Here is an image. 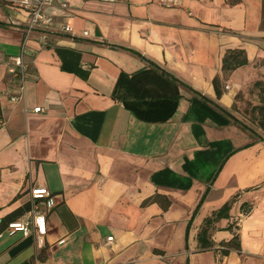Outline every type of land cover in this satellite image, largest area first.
I'll use <instances>...</instances> for the list:
<instances>
[{
    "label": "crops",
    "instance_id": "0c3cea01",
    "mask_svg": "<svg viewBox=\"0 0 264 264\" xmlns=\"http://www.w3.org/2000/svg\"><path fill=\"white\" fill-rule=\"evenodd\" d=\"M263 9L53 0L43 46L41 29L26 38L29 14L0 1V264H264ZM240 50L248 63L225 70ZM23 51L13 102L8 62ZM37 188L54 201H38L41 246L7 225Z\"/></svg>",
    "mask_w": 264,
    "mask_h": 264
},
{
    "label": "built area",
    "instance_id": "2783aa9c",
    "mask_svg": "<svg viewBox=\"0 0 264 264\" xmlns=\"http://www.w3.org/2000/svg\"><path fill=\"white\" fill-rule=\"evenodd\" d=\"M1 2L10 6L16 7L21 10H25L30 17V25L27 30V37L34 32L36 29H41L42 34L40 35V42L43 46L48 45V34L49 30L55 23V17L49 15L46 11L53 5V0H0ZM103 1H116V0H103ZM63 8H67V4L62 5ZM64 32L72 33V28L69 25L63 27ZM85 32L84 35H87ZM25 52L21 55L12 56L8 62L9 73L12 76V80L16 83L18 91L12 96L13 102H19L26 88V82L30 77V65L24 59ZM34 113H42L43 108L37 107L33 110ZM264 189V188H263ZM32 200L34 207L21 219L11 222L8 225V231L10 234L22 233L24 236L31 235L34 231L37 233V240L39 245L43 244V238L47 234V220L46 212L40 207L39 200L48 198L46 201L47 208H51L54 205V201L51 198V194L47 188L33 189ZM113 240V237L108 239Z\"/></svg>",
    "mask_w": 264,
    "mask_h": 264
},
{
    "label": "trees",
    "instance_id": "16d2710c",
    "mask_svg": "<svg viewBox=\"0 0 264 264\" xmlns=\"http://www.w3.org/2000/svg\"><path fill=\"white\" fill-rule=\"evenodd\" d=\"M263 15H264V9H263ZM262 27L264 28V17H263V22H262ZM248 63V60L246 58L245 52L240 50V51H232L230 54L226 55V57L224 58V69L226 70H234L237 69L238 67H241L243 65H246ZM260 82H258L257 85H259ZM254 111L257 112L259 115V118L257 119V117L255 118V120L253 121V123H257L259 125V127L264 131V101L263 104L256 106L254 108ZM204 199V198H203ZM202 199V201H203ZM201 201V203H202ZM200 203V204H201ZM199 204V206H200ZM229 209V205H225L217 214H216V218H221L226 216V211ZM16 217H11L8 219L7 221V225H9L10 221H16ZM212 219L207 220V222H210ZM190 228V226H189ZM208 235V231L207 229H203V231L200 233L199 235V241L202 245V247L204 249H209L212 244L207 241V236ZM188 236V234H187ZM238 236H235L229 243H226L225 246L228 247L227 250H224V254H228L229 253V249L232 247L233 244H236L238 241Z\"/></svg>",
    "mask_w": 264,
    "mask_h": 264
},
{
    "label": "rangeland",
    "instance_id": "374dc122",
    "mask_svg": "<svg viewBox=\"0 0 264 264\" xmlns=\"http://www.w3.org/2000/svg\"><path fill=\"white\" fill-rule=\"evenodd\" d=\"M252 121V120H251ZM251 125H253V123H251ZM239 223V222H238ZM236 227H238V226H236Z\"/></svg>",
    "mask_w": 264,
    "mask_h": 264
}]
</instances>
